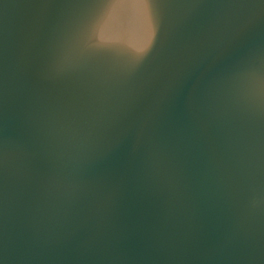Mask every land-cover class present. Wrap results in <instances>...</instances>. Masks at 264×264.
Listing matches in <instances>:
<instances>
[{
    "label": "water",
    "instance_id": "water-1",
    "mask_svg": "<svg viewBox=\"0 0 264 264\" xmlns=\"http://www.w3.org/2000/svg\"><path fill=\"white\" fill-rule=\"evenodd\" d=\"M264 0H0V264H264Z\"/></svg>",
    "mask_w": 264,
    "mask_h": 264
},
{
    "label": "clouds",
    "instance_id": "clouds-1",
    "mask_svg": "<svg viewBox=\"0 0 264 264\" xmlns=\"http://www.w3.org/2000/svg\"><path fill=\"white\" fill-rule=\"evenodd\" d=\"M239 103L251 112L264 110V74L259 69L241 73Z\"/></svg>",
    "mask_w": 264,
    "mask_h": 264
}]
</instances>
